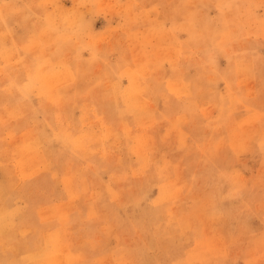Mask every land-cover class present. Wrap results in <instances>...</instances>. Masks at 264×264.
<instances>
[{
    "label": "rangeland",
    "instance_id": "obj_1",
    "mask_svg": "<svg viewBox=\"0 0 264 264\" xmlns=\"http://www.w3.org/2000/svg\"><path fill=\"white\" fill-rule=\"evenodd\" d=\"M0 264H264V0H0Z\"/></svg>",
    "mask_w": 264,
    "mask_h": 264
}]
</instances>
